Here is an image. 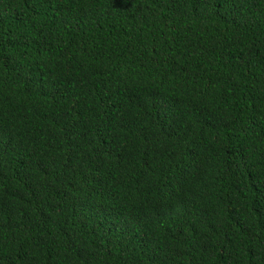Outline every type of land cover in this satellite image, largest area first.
Wrapping results in <instances>:
<instances>
[{"label": "trees", "instance_id": "1", "mask_svg": "<svg viewBox=\"0 0 264 264\" xmlns=\"http://www.w3.org/2000/svg\"><path fill=\"white\" fill-rule=\"evenodd\" d=\"M0 264H264V0H0Z\"/></svg>", "mask_w": 264, "mask_h": 264}]
</instances>
